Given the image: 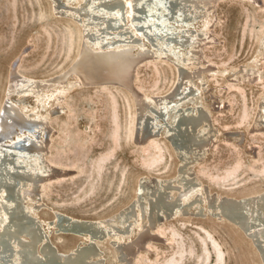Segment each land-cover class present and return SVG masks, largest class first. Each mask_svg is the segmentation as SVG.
<instances>
[{
	"label": "rangeland",
	"instance_id": "obj_1",
	"mask_svg": "<svg viewBox=\"0 0 264 264\" xmlns=\"http://www.w3.org/2000/svg\"><path fill=\"white\" fill-rule=\"evenodd\" d=\"M209 9L190 28L205 30L204 21L214 19L209 29L212 42L202 47L211 68L190 81L197 89L194 98L177 104L200 107L210 116L207 134H212V142L188 160V167L211 191L239 197L264 189V129L258 122V116L264 118V0H220ZM83 37L81 23L56 14L51 0H0V107L8 94L13 62L17 61L19 74L30 78L56 76L77 55ZM146 44L143 39L139 43ZM151 49L152 60L139 67L133 79L134 88L149 104L154 96L170 91L182 64L180 57L188 55L179 48L177 56L160 47ZM66 86L55 93L58 103L62 101V114L48 118L52 131L47 155L65 174L41 187V206L34 211L61 250L70 249L75 239L56 232L55 211L96 221L110 218L136 199L141 179L174 178L182 160L193 155L189 152L180 158L163 122L154 139L135 141L136 108L128 90ZM19 96L13 98L20 107L39 105L32 95ZM47 108L40 106V114L48 117ZM141 199L145 200L144 192ZM140 209V204L135 206V211ZM144 215L138 212L131 217L130 238L135 239L139 225L145 223ZM112 223L121 226L119 220ZM203 230L213 238L221 260L214 247L205 252ZM157 231L163 239L148 240L130 264H262L240 228L211 214H189L158 226ZM110 237L97 241L104 264H124Z\"/></svg>",
	"mask_w": 264,
	"mask_h": 264
},
{
	"label": "bare ground",
	"instance_id": "obj_2",
	"mask_svg": "<svg viewBox=\"0 0 264 264\" xmlns=\"http://www.w3.org/2000/svg\"><path fill=\"white\" fill-rule=\"evenodd\" d=\"M218 2L51 0L56 14L71 16L81 23L84 37L77 55L56 76L45 79L24 76L16 71L17 61L9 69L8 94L0 107V264H104L97 241L108 236L118 259L130 264L148 240L163 239L158 226L189 214L196 217L211 214L237 226L253 242L264 264V189L239 197L213 192L200 184L187 165L188 160L195 159L212 142V134H207L211 130L210 116L200 107L182 108L177 103L186 97L194 98L197 89L190 86V81L211 68L203 57L202 47L212 42L209 29L214 19L204 21L207 29L202 31L191 29L190 25ZM141 38L147 46L139 45ZM152 47L175 56V49L179 48L188 55L178 56L182 64L170 91L154 96L149 104L134 88L133 79L137 69L152 60ZM191 64L195 66L193 69L188 68ZM66 85L75 90L94 87L128 90L136 108L135 141L154 139L163 122L165 135L180 158L189 152L193 155L182 160L174 178L141 179L136 199L110 218L96 221L55 211L56 232L75 239L70 249L61 250L34 211L41 206V187L65 174L47 155L52 131L48 118L62 114V101L58 103L59 95L55 93L66 90ZM16 94L32 95L39 104L38 110L20 107L13 98ZM40 106L48 107V117L40 114ZM170 109L174 111L171 120H167ZM258 122L264 129V118L258 116ZM142 192L145 200L141 199ZM138 204L141 211H135ZM143 211L146 221L139 225L138 234L132 239L128 236L132 230L131 217ZM115 220L121 226L113 224ZM203 233L205 252L214 247L221 260L213 238L205 230Z\"/></svg>",
	"mask_w": 264,
	"mask_h": 264
}]
</instances>
